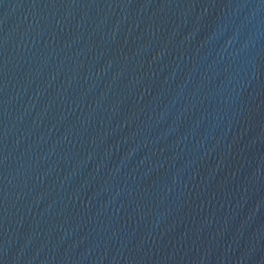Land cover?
<instances>
[{
  "label": "water",
  "instance_id": "water-1",
  "mask_svg": "<svg viewBox=\"0 0 264 264\" xmlns=\"http://www.w3.org/2000/svg\"><path fill=\"white\" fill-rule=\"evenodd\" d=\"M0 264H264V0H0Z\"/></svg>",
  "mask_w": 264,
  "mask_h": 264
}]
</instances>
